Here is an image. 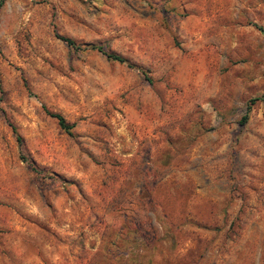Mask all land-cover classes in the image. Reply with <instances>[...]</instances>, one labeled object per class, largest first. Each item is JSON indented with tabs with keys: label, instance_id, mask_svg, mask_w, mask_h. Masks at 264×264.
I'll use <instances>...</instances> for the list:
<instances>
[{
	"label": "rangeland",
	"instance_id": "374dc122",
	"mask_svg": "<svg viewBox=\"0 0 264 264\" xmlns=\"http://www.w3.org/2000/svg\"><path fill=\"white\" fill-rule=\"evenodd\" d=\"M263 98L264 0H2L0 264H264Z\"/></svg>",
	"mask_w": 264,
	"mask_h": 264
},
{
	"label": "trees",
	"instance_id": "16d2710c",
	"mask_svg": "<svg viewBox=\"0 0 264 264\" xmlns=\"http://www.w3.org/2000/svg\"><path fill=\"white\" fill-rule=\"evenodd\" d=\"M1 3H2V0H0V4ZM56 37L59 40H61L66 46L71 47L73 49H79L82 46L80 44L75 43L72 39H70L68 37L58 35V34H56ZM83 46H87L90 49H94V50L100 52L107 60L115 61V62L124 64L126 67H129V68H136L143 75L144 79L149 81V78L147 77V75L145 74V71L142 68L134 66L122 55L117 54V53L112 52V51L105 50L102 48V46L100 44H85ZM251 100H254V99H251ZM261 100H264V98ZM249 108H250V103L246 104V106H245L246 112L249 110ZM46 112L49 116L53 117L56 120L57 125L59 126V128L61 130H63L64 132H66L69 135L71 134L70 130L72 128V124L67 123L64 120V118L58 113L49 112V111H46ZM245 119H246V114H244L241 117V122H244ZM16 140L19 141V138L16 137ZM21 158L27 162V164L30 166V168L32 170H34V167L32 166L31 162L27 161V159H24L23 157H21Z\"/></svg>",
	"mask_w": 264,
	"mask_h": 264
}]
</instances>
